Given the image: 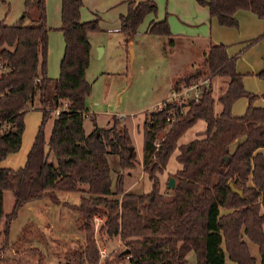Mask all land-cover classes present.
Instances as JSON below:
<instances>
[{
	"label": "trees",
	"instance_id": "obj_1",
	"mask_svg": "<svg viewBox=\"0 0 264 264\" xmlns=\"http://www.w3.org/2000/svg\"><path fill=\"white\" fill-rule=\"evenodd\" d=\"M197 1L223 26L237 27L234 14L238 10L264 19V0ZM82 5L83 0H60L64 48L54 78L47 74L50 28L45 0H24L16 22L0 21V160L20 148L24 116L35 107L36 97L41 113L24 164L16 169L0 166V254L21 206L46 197L58 203V192H76L78 203L70 207L78 213L75 225L84 245L73 255L81 263L99 264L93 219L100 218V230L124 243V250L105 264H123L125 257L129 264H187L190 252L196 264H226L225 256L233 264H255L253 246L264 264V107L254 106L258 94L244 88L242 74L235 68L238 56H229L225 44L210 43L204 72L182 76L173 84V88L179 82L187 84L208 72L209 82L198 99L169 103L144 116L140 163L151 187L148 192L126 191L122 169L138 163L134 149L130 150L133 141L128 127L115 116L108 127L98 126L94 118L90 132L83 127L91 91L85 77L91 50L88 34L100 26L98 16L80 19ZM156 10L155 0L129 2L118 29L124 41ZM25 18L29 23H23ZM146 32L171 36L166 17L151 21ZM171 44L169 39L167 45ZM214 75L227 79L217 98L218 113L210 84ZM256 75L264 77V70ZM240 97L247 98L248 106L242 115L234 116L231 107ZM52 115L46 136L45 124ZM200 119L205 129L190 141L178 143ZM174 151L180 166L170 175L173 188L167 187V180L162 191L159 175ZM108 154L118 156L121 168L114 185ZM5 192L13 197L7 215L3 213Z\"/></svg>",
	"mask_w": 264,
	"mask_h": 264
},
{
	"label": "rangeland",
	"instance_id": "obj_2",
	"mask_svg": "<svg viewBox=\"0 0 264 264\" xmlns=\"http://www.w3.org/2000/svg\"><path fill=\"white\" fill-rule=\"evenodd\" d=\"M23 9L24 0H0V21H3L6 25L13 24L22 15ZM146 16L138 26L137 32L132 35V39L134 40L133 44L132 40L130 43L129 41L125 42L123 34L119 31L112 33L96 31L93 34L92 42L94 43L97 40L100 42V46L106 47V50L104 54L99 56L98 53L100 51L96 48L98 46L92 44L91 58L86 71V79L90 84L92 83V93L90 92L91 95L88 98L90 111L84 118L83 123L84 130L88 133L93 129V118L98 126L108 127L112 123V117L115 116L120 120V125L124 124L128 127L138 163L134 168L122 169V173L124 174V188L136 193L148 192L151 187V182L148 180L140 163L142 146L141 121L165 97L164 102H169L167 101L170 93L169 89L171 90L173 86H170L169 81H171V78H169L170 74L168 73V69L172 64L180 63L183 58L185 60L187 58L186 55L192 50L189 41L184 37H179L174 46L176 58L172 59L171 65H169V61H166V54H168L167 48H170L167 45V40L162 42L163 37L153 34L150 35L146 32L155 40L150 41L141 33V26L145 24ZM23 23H29L28 19L25 18ZM204 24L207 25L198 27L197 29L193 28L192 32L194 31L201 38L209 31L210 39L213 42L215 39L217 40L215 42L227 40L225 43L229 47L235 41L230 40L232 38L230 33L236 36L240 34V31H238L239 28L221 26L214 19L209 22L208 17ZM210 24L214 25L210 26ZM49 25L51 26L53 24ZM117 37L120 38L117 39ZM263 38L264 35L259 37L255 44L261 43ZM243 39H245L244 33L243 37L241 36L238 41ZM61 41H63L61 33L51 29L48 37V54L50 52L51 61H47V73L49 75L53 73L51 76H57L59 74V59L56 56L54 57V52L56 51V55L57 45H60ZM116 44L119 45V49L112 50V47ZM257 46L259 45L250 47L251 49L247 53V57L251 62L261 61L264 57V51L262 49L254 51ZM143 47L146 50H143ZM152 49H154L155 53L152 52ZM237 54L240 56L241 53L239 52ZM197 67L200 72H204L203 61L197 64L194 69ZM208 76L209 73L207 72L206 75L199 76L197 80H204ZM207 83L208 81H204L202 85ZM181 85H183V82L176 84L174 89H178ZM106 86L108 87L106 98H104ZM214 91V94L218 93V86L215 85ZM159 99L162 100L155 102ZM34 104L35 107L30 109V111L36 114L34 112H40L37 110L38 107H36L38 105L37 97L35 98ZM218 104L219 102H216V107ZM163 107L164 103L162 102L154 110ZM104 110H107V112H103ZM145 110L149 112H145L143 115ZM52 120L53 115L45 124L46 136L51 131ZM204 126V120H197L193 126L182 134L178 142L185 143L195 138L196 132L204 128ZM176 152L174 151L172 153L164 172L159 175L162 191L165 189L169 176L180 166L175 159ZM107 159L114 185L116 174L121 170L118 156L108 154ZM59 197L63 200L68 198L65 194H60ZM44 200L47 202L46 205L43 204L44 206L49 204L55 206L49 197H46ZM12 204V195L10 192H5L3 200L4 215L11 212ZM69 204L66 201L58 209L54 207L46 209L44 206H39L36 200L21 206L16 218L9 225L7 245L1 251L0 264H84L73 255V252L80 251L79 248L84 245V239H81L79 233L76 232L75 222L78 213ZM101 224V219L99 221L93 219L94 239L99 250V255L101 250L104 251L103 255H100L99 264H105V261H110L115 253L124 250V243L118 237H109L104 230L101 231ZM1 236L0 234V248L2 246ZM255 249L254 246L251 247L252 252L256 251ZM128 259V257H125L123 264H129ZM186 261L187 264H196L193 252L186 255ZM225 261H230L228 256H225Z\"/></svg>",
	"mask_w": 264,
	"mask_h": 264
},
{
	"label": "crops",
	"instance_id": "obj_3",
	"mask_svg": "<svg viewBox=\"0 0 264 264\" xmlns=\"http://www.w3.org/2000/svg\"><path fill=\"white\" fill-rule=\"evenodd\" d=\"M131 1L138 2L141 0H83V5L80 9V19L82 21H87V20L94 18L95 16H98L99 25H100V29L98 31H101L104 33H112L116 31L118 32V29L120 27V16L127 12L128 3ZM155 3L157 6L156 13L148 14L145 18V24H142L141 26V33H143L144 37L150 41H155L154 38L150 37L151 34L149 35L146 33L147 27L151 21L160 20L166 17L168 24H169L170 31H171V36L168 37V36L163 35L161 37L164 38L162 42L167 40V43H168L169 39L172 40V44L169 46L170 48H167L168 54H166L167 55L166 61H169V65H171V60L176 58V55L174 52V46L176 44V40L179 39V37L186 38L192 47V50L190 51V53L186 55L187 58L185 60L183 58V60L180 63H174L168 69V73L170 74L169 78H171V81H169L171 87L173 86L174 82L178 80L179 78H181L182 76L194 73L196 71H200L198 67L195 69L194 67L200 62L204 61V58H206L210 43H222L226 45V52L228 53L229 56H235V55L238 56L235 62V68L237 72L242 74V83H243L244 88L249 92L258 94V98H256L253 101V105L257 107H264V77H258L256 75L258 72L264 70V57L261 59V61H258V62H251L247 57L248 55L247 53L251 49L250 47H254V45H259L257 46V48H255L254 51H256L257 49L258 50L262 49L264 51V38L262 39L261 43L255 44L257 43V41H255L252 44L246 46L250 40L264 33V19L259 18L254 13L247 11V10L236 11V13L234 14V17L236 18L237 22H239V24L235 28L236 29L239 28L238 31H240V34L236 36L230 33V36L232 37L230 40H235V41H233L232 43L233 45L229 47V45L225 43L227 40L215 42L217 41L215 39V41L213 42V40L210 39L209 31L201 38L198 37L197 33H194V31L192 32L193 28L197 29L198 27L207 25V24H204L207 17H208L209 22L214 19L218 23L215 17H210L208 8L204 5H201L197 0H155ZM45 6H46V23H47V26L50 28L48 31V37H49V32L51 29L53 31L57 30L61 33V31L59 30V27L61 25L60 0H45ZM49 24H53L51 25L52 27ZM212 25L214 24H210V26ZM224 27H227V26H224ZM95 33L96 32L89 33L88 40L91 45V48H92V44H95L96 46H98L96 48L99 49L100 52L98 54L99 56H101V54L105 53L106 47L100 46V42H98L97 40L94 43L92 42L93 34ZM243 33H244L245 39L238 41V39L241 36L243 37ZM119 38L120 37H117V39ZM131 40L133 44L134 40L132 39V37L129 39V43L131 42ZM63 48H64V42L61 41L60 45H57L56 55H55L56 51L54 52V57L56 56L57 59H59V63H60V60L63 54ZM113 49L118 50L119 45L118 44L114 45L112 47V50ZM144 49L145 48L143 47V50ZM50 51H51V48H50ZM91 52H92V49L90 50V58H91ZM152 52L155 53L154 49H152ZM239 52L241 53L240 56L237 54ZM134 53H135V50H134ZM50 59H51V56L49 52L47 61L50 62L51 61ZM51 75H53V73H50V75L48 74V76L52 78L58 76V75L57 76H51ZM85 77H86V72H85ZM210 84L212 86V92L215 98L214 112L218 113L220 110V104H218L217 107L215 104L216 102H218L217 98L219 94L226 88L227 79L224 78L223 76L214 75L210 79ZM215 85L218 86L219 88V91L217 94H214ZM107 87L108 86H106L104 98H106ZM91 89H92V83H91ZM90 92L92 93V90ZM91 93L86 98L87 115L90 111L89 106H88V98L91 95ZM160 100L162 99H159L155 102H159ZM161 102H159L158 104H160ZM158 104H156L155 108L158 106ZM247 106H248L247 98L240 97L232 104L231 113L234 116H240L244 113ZM155 108H153L152 110H154ZM103 112H107V110H104ZM145 112H149V111L145 110L143 112V115L145 114ZM34 113L36 114H33L32 111H29L25 114L24 131L22 133L20 148L18 149V151L9 153L8 155H6V157L0 160L1 167H8V168L16 169V168L21 167L24 164L26 160L27 152L33 142L35 133L37 131L38 124L41 120V113L38 111ZM205 126L204 128L198 130L196 134L203 131L205 129ZM57 194H58L59 202L54 203L55 206L53 205L51 206L50 204L47 206H44L47 204V202L44 200L46 198L37 200V202L39 203V206L41 207L44 206L46 207V209H51V207L58 209L59 207L63 206V203L66 201L70 204L78 203L79 194L76 192H58ZM60 194H65L67 195L68 198L63 200L59 197ZM221 212L226 213V210L222 209ZM76 232L79 233V237L82 239L83 234L79 231H76ZM255 250L256 251L253 252V254L255 255V264H261L259 257L256 256L257 248ZM226 264H233V263L229 261V262H226Z\"/></svg>",
	"mask_w": 264,
	"mask_h": 264
},
{
	"label": "built area",
	"instance_id": "obj_4",
	"mask_svg": "<svg viewBox=\"0 0 264 264\" xmlns=\"http://www.w3.org/2000/svg\"><path fill=\"white\" fill-rule=\"evenodd\" d=\"M200 81H202V82H200ZM204 81L209 82V76L204 80H197V79L191 80L189 83L181 85L176 90L172 87L170 90V93H169V98H167L168 99L167 101H169V102H166V101L164 102V100L162 101L164 103V106L166 104H169V103L170 104L174 103V104L180 105V104L185 103L189 99L197 100L199 97L200 90H201L202 86L206 85V84L202 85V83ZM160 104H158V106ZM159 109H161V108H159ZM153 111H155V110H152L150 112H153ZM168 114H170V113L168 112ZM95 219L97 221L100 220V218H95ZM103 253H104V251L101 250L100 255H103Z\"/></svg>",
	"mask_w": 264,
	"mask_h": 264
},
{
	"label": "water",
	"instance_id": "obj_5",
	"mask_svg": "<svg viewBox=\"0 0 264 264\" xmlns=\"http://www.w3.org/2000/svg\"><path fill=\"white\" fill-rule=\"evenodd\" d=\"M197 72V71H196ZM133 149L132 147H130V150ZM174 186V178L172 176H170L168 178V182H167V187L168 188H173ZM234 189V188H233ZM125 253V252H124Z\"/></svg>",
	"mask_w": 264,
	"mask_h": 264
}]
</instances>
